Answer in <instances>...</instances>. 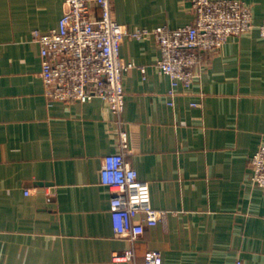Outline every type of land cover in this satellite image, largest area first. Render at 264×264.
Instances as JSON below:
<instances>
[{
	"label": "crops",
	"instance_id": "crops-1",
	"mask_svg": "<svg viewBox=\"0 0 264 264\" xmlns=\"http://www.w3.org/2000/svg\"><path fill=\"white\" fill-rule=\"evenodd\" d=\"M192 1L113 0L112 13L127 32L176 29L193 22ZM236 1L255 28L209 54L173 96L154 38L122 40L135 66L122 78L126 162L164 213L131 244L114 234L100 183L103 158L120 150L108 104L44 93L32 32L57 28L65 0H0V264H144L151 250L162 264H264V189L250 180L264 144V0ZM130 248L133 261L112 260Z\"/></svg>",
	"mask_w": 264,
	"mask_h": 264
},
{
	"label": "built area",
	"instance_id": "built-area-1",
	"mask_svg": "<svg viewBox=\"0 0 264 264\" xmlns=\"http://www.w3.org/2000/svg\"><path fill=\"white\" fill-rule=\"evenodd\" d=\"M112 1L65 0V11L57 28L47 33L34 30L32 40L40 48L44 93L51 103H86L100 98L116 119L120 150L103 158L100 183L112 192L109 215L114 234L133 244L147 227L156 226L164 213L152 207L149 184L140 180L136 170L126 162L122 78L135 66L120 56L124 36L138 40L154 38L160 53L155 66L169 77L173 96L179 87L190 89L195 68L209 54L229 38L250 33L255 26L251 10L240 1L193 0L194 20L189 25L127 32L113 18ZM94 5L99 16L94 13ZM257 29L264 44V22ZM250 169L251 182L264 189V144L251 157ZM133 258L132 248L112 256L116 262H129ZM144 264H162L161 254L155 250L146 252Z\"/></svg>",
	"mask_w": 264,
	"mask_h": 264
}]
</instances>
